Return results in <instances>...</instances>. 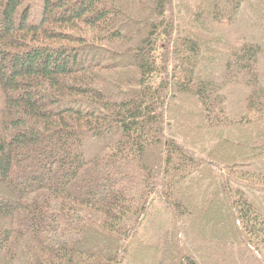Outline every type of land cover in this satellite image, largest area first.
Returning a JSON list of instances; mask_svg holds the SVG:
<instances>
[{
  "label": "trees",
  "instance_id": "obj_1",
  "mask_svg": "<svg viewBox=\"0 0 264 264\" xmlns=\"http://www.w3.org/2000/svg\"><path fill=\"white\" fill-rule=\"evenodd\" d=\"M0 264H264V0H0Z\"/></svg>",
  "mask_w": 264,
  "mask_h": 264
},
{
  "label": "rangeland",
  "instance_id": "obj_2",
  "mask_svg": "<svg viewBox=\"0 0 264 264\" xmlns=\"http://www.w3.org/2000/svg\"><path fill=\"white\" fill-rule=\"evenodd\" d=\"M203 179H204V178L201 177V180H202V181H203ZM207 181H208V182H212V179L208 178ZM203 182H204V181H203ZM181 192H182V191H179V193H181ZM154 211L156 212L157 209H155ZM156 213H157V212H156ZM156 218H157V219H160V218H161V215H157ZM157 219H156V222L159 221V220H157ZM155 225H156V224H155ZM157 227H158V225H157Z\"/></svg>",
  "mask_w": 264,
  "mask_h": 264
}]
</instances>
